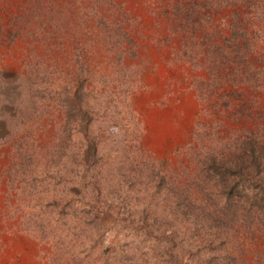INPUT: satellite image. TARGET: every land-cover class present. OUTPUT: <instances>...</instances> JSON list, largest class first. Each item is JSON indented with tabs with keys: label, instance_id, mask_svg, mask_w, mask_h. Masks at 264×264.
I'll return each instance as SVG.
<instances>
[{
	"label": "rangeland",
	"instance_id": "obj_1",
	"mask_svg": "<svg viewBox=\"0 0 264 264\" xmlns=\"http://www.w3.org/2000/svg\"><path fill=\"white\" fill-rule=\"evenodd\" d=\"M246 10L232 0H0V264H50L52 241L38 238L40 226L53 216L46 199L59 202L55 213L67 211L68 202L82 204L71 194L72 175L64 183L55 182L48 170L36 185L25 177L27 173L23 175L28 168L20 164L23 144L45 152L60 112L56 102H48L47 113L25 122L29 131L24 134L16 111L19 89L12 80L24 71L25 60L37 56L53 66L56 82L63 74H76L83 63L88 75L84 85L99 89L105 82L110 90L116 89L124 67L115 63V54L100 39V16L125 17L122 26L134 41V53L127 51L121 62L135 71L130 106L120 98L100 104L95 100L91 110L101 145L95 162L100 167L98 200L121 211L125 220L113 221L107 211L98 242L75 243L76 249L82 246L78 256L98 264L104 250L109 253L128 244L134 264H264V134L259 129L264 127V78L253 84L244 77L264 65V40L248 32L240 31L239 36L237 30H251ZM237 34L240 72L231 61L237 58L232 52V36ZM218 51L223 52L219 54L223 63L213 80L209 69ZM255 130L257 162L234 166L243 171L242 178L257 174L247 196H239L256 202L255 218L245 226L236 222L238 233L231 231L232 241L220 243V235L212 234V223L195 211L186 217L169 208L170 197L164 184L154 180L149 161L154 159L162 173L172 174L174 182L187 184L195 177L193 156L202 152L201 146H214L232 163L241 139ZM135 136L145 154L134 149ZM46 156L34 154L31 174L43 175L39 172L46 170ZM59 213L62 225L54 216L56 221H49L55 232L70 223L68 214ZM143 215L156 216L160 223L156 235L143 225ZM52 264L65 263L54 259Z\"/></svg>",
	"mask_w": 264,
	"mask_h": 264
},
{
	"label": "trees",
	"instance_id": "obj_2",
	"mask_svg": "<svg viewBox=\"0 0 264 264\" xmlns=\"http://www.w3.org/2000/svg\"><path fill=\"white\" fill-rule=\"evenodd\" d=\"M232 1L239 2L247 8L246 23L248 24L247 28H251V30L249 31V29L246 30L245 28L237 30L239 36H241L240 31L243 35L248 32V36L264 40V0ZM25 15L23 14V16ZM123 19L125 17L112 20L100 16L97 26L100 39L105 47L115 54V63H119L124 67L120 69L123 72L117 77L118 84L116 89L110 90L105 82L103 83L104 86L99 89H96L95 85L92 86L91 83L84 85V80L88 78V75H86L83 63L80 64L76 74H63L61 76L62 80L56 82L53 80V66L41 61L37 56H33L30 60H25L23 62L24 71L12 80L14 87L19 89L16 111L20 116V124L25 125L24 134L29 131L25 122L31 118H35L34 121H36L47 113L48 102H56L60 112V119L54 125L51 141L46 145L45 152L41 151V149H37L35 152L33 149H29L28 143L23 144V153L19 155L20 164L24 168L28 165L23 175L25 176L27 173L25 177H31L32 185L44 181L47 176L43 173H49L48 170H51L50 178H53L55 182H63L72 175L71 184L73 188L71 189V194L73 198L82 202L81 205H74L68 202L67 211H63L62 208L61 211L59 210L55 213L53 207L55 208L59 202H56L55 199H46L48 201L45 204L46 208L49 213L53 211L52 215L60 223L61 220L60 217H57V213L60 212L59 214H61L63 212L71 217L69 218L70 223H66L67 228L65 230L60 229L58 232L53 230L49 221L53 222L56 220L51 215H49L46 225L40 226V232H42L38 238L52 241L50 244L53 249L48 256L49 262L51 261L50 264H52L54 259L56 262L63 260L65 264H95L86 259L85 256H78L80 249H82L81 247L85 242L90 243V246L98 242L106 228L104 218L107 211L111 212L113 221L125 220V216H123L121 211L112 208L111 205L104 206L98 200V195L101 191L97 173L100 167L95 162L101 156V145L94 127L96 119L91 113L96 101L98 102L97 104H100L104 100L113 102L112 100L115 98H120L124 106H130L129 93L133 88L135 71L134 69H125L121 62L127 51L130 55L134 53V41L122 26ZM233 19L241 25L236 15ZM40 23L41 21H39ZM109 24L113 25L109 26ZM236 26L233 27L235 28ZM237 36L238 34L232 36L234 42H232L233 44L231 43L233 46L232 52L237 54V58H233L231 61L236 64L239 70L241 68L239 58L241 54L235 44V37ZM222 53L218 51L210 66L209 72H213V80L217 77L219 65L223 63L220 56ZM214 63L217 65V69ZM257 69L258 71L255 75L252 70H248L244 76L245 80L253 84L262 80L264 78V65ZM235 75L236 73H232L230 79H234ZM54 84L57 85L53 86ZM85 104L90 107H85ZM102 105V107L106 108L104 104ZM259 129L264 134V127L260 126ZM257 132L259 131L255 130L249 133L247 138L245 137L246 139H241L240 146L237 145L239 150L235 157L232 158V163L226 155L222 156V154L215 152L214 146L210 148L201 146L200 151L202 150V152L199 154V151L197 152L198 156L197 154L193 156V160H195L193 166L195 177L190 179L187 184L174 182L172 174L166 175L162 173L159 165L157 168L154 159L149 161L154 180L164 184V190L170 197L168 199L170 200L169 208L186 217H188L189 213L195 211L205 221L208 220L212 223V234L213 236L220 235L217 236L221 240L219 241L220 243L232 241L231 231L234 230L235 234L238 233V227H234L236 222L239 224L242 222L243 226H245L248 220L255 218L253 210H255L254 205L256 202L247 201V198L241 200L239 196H247L250 187L252 185L255 186V184H251V180L255 179L254 174L256 172L253 174V172L249 173L247 171L246 173H249L247 174L249 177L242 178L244 176L243 171L236 169L234 166L239 165L241 162H257V152L259 150V145L255 142ZM134 140V149L140 151V154H145L144 148L138 142V137L135 136ZM43 153L47 154L45 157V172L40 170L39 174H43L42 176H36L34 172L31 174L29 164L34 159V154H36L35 158H37L38 156L41 157ZM226 162L231 166L227 165L225 167L224 164ZM24 176L20 175V182L24 181ZM26 185L28 187L27 182ZM194 190L198 192L197 197L193 195ZM234 195H238L237 198ZM142 210L143 214L146 215L147 208ZM144 215L143 225L148 232L151 231L156 235L158 224H160L159 221L156 220V216L151 215L150 218H145ZM33 226L31 224L29 228L31 229ZM34 229L35 226L32 230L34 231ZM161 236H158L160 242H162ZM236 236L239 240V235ZM78 241L81 242L79 245H82L79 247L80 249L75 248V243ZM169 247L170 244L167 245V248ZM65 254H68V256L64 258ZM134 261L135 256L132 249H128V244H123L118 249L112 248L109 253L108 250H104L98 264H134Z\"/></svg>",
	"mask_w": 264,
	"mask_h": 264
}]
</instances>
